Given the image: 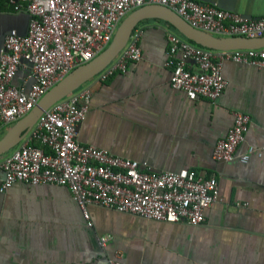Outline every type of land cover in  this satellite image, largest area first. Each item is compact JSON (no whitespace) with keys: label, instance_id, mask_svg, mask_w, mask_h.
Segmentation results:
<instances>
[{"label":"crops","instance_id":"crops-1","mask_svg":"<svg viewBox=\"0 0 264 264\" xmlns=\"http://www.w3.org/2000/svg\"><path fill=\"white\" fill-rule=\"evenodd\" d=\"M264 17V0H196ZM29 14L0 0V47L4 35L25 33ZM140 58L126 72L87 81L90 104L77 125V140L151 171L193 169L217 180L218 199L197 225L161 221L89 204L88 225L67 187L15 181L0 193V264H107L115 251L121 264H264V153L240 155L264 144V70L226 59V86L211 101L188 98L170 85L167 30L159 18L141 20ZM21 65L12 82H31ZM249 123L236 156L216 160L214 143L224 137L234 113ZM0 123V137L13 124ZM1 158V156H0ZM1 174V171H0ZM99 235H107L101 246Z\"/></svg>","mask_w":264,"mask_h":264},{"label":"built area","instance_id":"built-area-1","mask_svg":"<svg viewBox=\"0 0 264 264\" xmlns=\"http://www.w3.org/2000/svg\"><path fill=\"white\" fill-rule=\"evenodd\" d=\"M13 10L29 14L25 33L10 29L0 47V123L25 115L38 99L70 71L92 59L112 40L120 21L133 9L160 4L176 12L191 26L220 36L254 37L264 34V17H246L216 4L196 0H7ZM141 28L135 27L124 46L91 80L102 81L126 72L140 58ZM165 65L171 70L170 85L190 99L215 100L226 86L222 63L232 61L264 70V46L211 49L180 33L167 30ZM21 65H28L30 83L12 82ZM90 81V80H89ZM90 90L82 84L49 106L22 139L0 158V193L15 181L53 183L68 188L90 225L88 205L97 204L120 212L161 221L204 220V209L218 199L217 180L193 169L151 171L136 159L77 140V125L85 118ZM249 116L235 112L224 137L213 146L216 160L236 156ZM264 153V144L248 145L240 155ZM107 235H99L101 246ZM115 251L107 264H121Z\"/></svg>","mask_w":264,"mask_h":264},{"label":"water","instance_id":"water-1","mask_svg":"<svg viewBox=\"0 0 264 264\" xmlns=\"http://www.w3.org/2000/svg\"><path fill=\"white\" fill-rule=\"evenodd\" d=\"M147 18H159L171 24L182 36L194 43L211 49L259 48L264 46V34L247 37L220 36L191 26L176 12L160 4H145L130 11L119 23L109 45L88 60L65 75L52 85L22 117L16 120L0 137V156L15 146L38 117L54 102L67 95L105 67L126 43L131 31L138 23Z\"/></svg>","mask_w":264,"mask_h":264}]
</instances>
